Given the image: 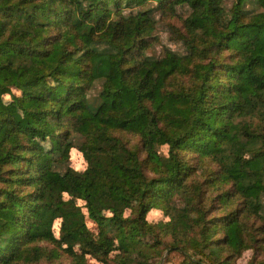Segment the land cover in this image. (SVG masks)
I'll return each instance as SVG.
<instances>
[{
  "label": "trees",
  "instance_id": "1",
  "mask_svg": "<svg viewBox=\"0 0 264 264\" xmlns=\"http://www.w3.org/2000/svg\"><path fill=\"white\" fill-rule=\"evenodd\" d=\"M263 211L264 0H0V264H264Z\"/></svg>",
  "mask_w": 264,
  "mask_h": 264
},
{
  "label": "rangeland",
  "instance_id": "2",
  "mask_svg": "<svg viewBox=\"0 0 264 264\" xmlns=\"http://www.w3.org/2000/svg\"><path fill=\"white\" fill-rule=\"evenodd\" d=\"M233 4V0H224V5L227 10L230 9V7ZM190 9L187 5H181L177 7V12L175 15L167 14L163 12L157 11L155 13V18L157 19L156 27L154 31L152 32L151 37V43L152 46L146 51L148 55L153 56H161L163 52L170 48L172 50H175L179 53H185L186 48L182 41L179 40L178 31L181 29L183 30V21L184 19L189 15ZM101 87V83L97 82L95 88H93L89 95L92 100L97 96L99 90ZM77 150V149H76ZM76 150H72L71 152V161L70 164L73 168L76 170H84L87 166L86 161L84 160L82 154ZM76 151V152H74ZM225 189L227 187L225 186ZM212 194V201L211 205L213 206L209 214L210 216H222L227 213L229 209H226L223 207V205L218 201V192L213 191ZM180 203V202H179ZM235 206V205H234ZM263 216L264 211L260 215H252L249 219L251 226L258 227L263 222ZM147 219L150 222L156 223L160 220H169L170 217L164 213V211L159 209H153L151 210L148 215ZM170 250H165L163 254L160 256H155L149 259V262L140 261L142 259H139L131 264H175L177 261L180 260L181 256L174 252L170 254V259L166 260V256L169 254ZM261 253L258 252V258H262L264 256V253L262 250H260ZM254 255V250H246L242 257L237 260V264H247L249 260ZM88 261L90 264H103L99 261H97L94 258L89 257ZM37 264H72V258L67 255L63 254L60 258L48 261V260H42Z\"/></svg>",
  "mask_w": 264,
  "mask_h": 264
}]
</instances>
